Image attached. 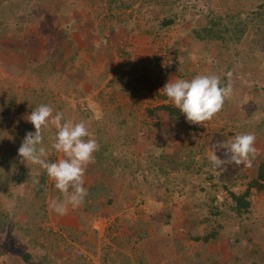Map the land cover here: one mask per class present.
I'll use <instances>...</instances> for the list:
<instances>
[{
  "label": "rangeland",
  "instance_id": "rangeland-1",
  "mask_svg": "<svg viewBox=\"0 0 264 264\" xmlns=\"http://www.w3.org/2000/svg\"><path fill=\"white\" fill-rule=\"evenodd\" d=\"M254 2L264 9V0H0V158L18 155L35 131L27 116L40 104L86 122L98 144L110 139L113 158L87 166L84 203L65 215L50 207L62 197L47 174L44 198L37 195L39 165L21 160L15 173L12 162L1 166L0 264H264V189H251L244 216L230 208L231 193L245 192L264 161V22L245 21L252 31L242 40L224 29V38L195 34L213 16L250 19L260 10ZM115 71L129 76L127 86ZM209 73L230 80L233 94L212 120L188 128L184 114L162 107L173 106L162 88ZM55 132L44 130L46 148ZM245 132L256 137L251 166L214 169L213 144ZM224 152L216 150L221 159ZM179 157L194 160L192 174ZM52 158L63 154L50 149ZM102 180L112 192L94 194ZM212 198L228 210L224 219L198 208ZM26 205L37 213L28 235L12 224L30 220ZM213 229L222 233L218 242L190 238Z\"/></svg>",
  "mask_w": 264,
  "mask_h": 264
},
{
  "label": "clouds",
  "instance_id": "clouds-1",
  "mask_svg": "<svg viewBox=\"0 0 264 264\" xmlns=\"http://www.w3.org/2000/svg\"><path fill=\"white\" fill-rule=\"evenodd\" d=\"M229 77L230 73L227 74ZM163 95L175 108L185 115L189 124L204 125L213 119L224 107L225 101L233 94V85L222 83L216 73L198 74L191 79L168 81L163 86ZM53 107L40 104L27 116L35 131H29L18 148V156L27 165H39L54 181L55 188L62 198L52 201L50 207L65 215L68 206H80L87 196L84 175L89 164L94 163V153L99 150L98 142L92 138L84 121L74 122L65 119L63 112L53 115ZM54 126L56 132L49 137L50 149L62 153L63 158L49 162L50 149L44 146V130ZM256 137L252 133H239L232 139L213 144L207 159L214 169L227 165L251 166L252 159L258 155L255 147ZM224 149V159L217 154Z\"/></svg>",
  "mask_w": 264,
  "mask_h": 264
},
{
  "label": "trees",
  "instance_id": "trees-1",
  "mask_svg": "<svg viewBox=\"0 0 264 264\" xmlns=\"http://www.w3.org/2000/svg\"><path fill=\"white\" fill-rule=\"evenodd\" d=\"M255 1V0H254ZM254 6L256 5L257 7H259L260 10L256 11L254 10V14L253 16H249L251 17L250 19L248 20H244V21H241L237 18H234L233 16H236V15H232L229 16V20L227 23H225V17L223 16H213L211 18H209V24L203 28H200L198 30H195V34L197 36H199L200 38H207V37H211L213 39H217V38H224L223 35H220L223 33V31L225 32H234L236 31V39L237 40H242L245 39V38H248L247 37V34L248 32L251 30V26L248 28V31H247V27H248V23H246L247 21H253L254 20V17H257L259 18L261 21L264 22V9H262L263 7V4L258 2L257 4H253ZM246 21V22H245ZM171 23V20L169 19H166L162 24L165 26V25H168ZM250 24V23H249ZM222 29H224L222 31ZM253 29H256L254 26H253ZM261 29V28H260ZM48 31H51V29L49 28ZM252 31V30H251ZM252 40H254L255 42V36L252 35ZM115 80H119L122 81L123 85L124 86H127V82H125V80H129L131 81V79L129 78V76L127 75H123L121 72L119 71H115L114 73V76ZM129 78V79H128ZM6 101L5 100H0V104L2 107H4ZM1 107V108H2ZM162 107L166 108L169 110V112L171 113V115L175 116V117H181L183 116V113L180 112L179 109L175 108L174 106H171V105H162ZM86 123V122H85ZM87 125V123H86ZM188 128L192 127L194 128V126L192 124H187ZM45 135H44V146L46 144H48L47 140H45ZM112 145V142H110V139L108 141H104V139H102V143L99 142V150L96 151L95 153V156H94V164H99V165H108V163L111 162V160L113 159L111 157V153L109 151L110 150V146ZM204 152V149L201 148L200 150H197L196 153H202ZM50 162H53V158L51 160H49ZM9 162H12V164H14V168H12V171L15 173V172H18L17 169H21V158L17 155V156H14V155H5L3 154V156H1L0 158V167L1 166H7L9 165L10 166V163ZM127 161H125V163L123 164V166H128L130 165L129 163L126 164ZM194 162V160H192L190 163L186 162L185 160H182L180 157H179V160H178V164L180 166H184L182 169L184 171H187L188 173H191V172H194L192 171L191 169L193 168L192 166L195 165V163H192ZM198 163V166L199 168H197L198 170L195 171V172H201L203 171V168L205 165H207V160L206 159H203V160H200L197 162ZM209 163V161H208ZM172 164V162H171ZM89 168H92L91 165L89 166ZM20 172V171H19ZM24 173L23 171H21V174ZM45 172L43 171V175H40V181L41 183H39V185L36 187V190H37V195H42L41 197L44 198V193L43 192V183H44V176H45ZM192 174V173H191ZM107 183L104 182V180L100 181L99 183L97 184H94L92 185L90 188V190L94 193V194H97L100 193L102 190L104 191H109V192H112L111 189L109 187L106 186ZM253 187H256L257 190H263L264 189V161H262L259 165V169H258V175L256 177H254L252 179V181L249 183V186L248 188L246 189L245 192L243 193H236L235 191H231V196H232V204L230 205V208L233 209V211H235L237 213L238 216L242 217L244 216L246 213H248L250 210H251V200H250V196L252 194L251 192V189ZM141 191V190H140ZM111 198H112V194L110 195L109 199L111 201ZM202 204H200L198 206V208H205L207 209V211H211V212H214L215 213V218L216 219H224V217H226V214L228 213V210L225 208V207H222L219 203H218V200L217 198H212V199H206L204 201L201 202ZM222 203H225L224 202H221ZM25 213H27L30 217V220L25 222V223H17L15 221L12 222V224L15 226V229L16 227L21 229L24 233V235H28V230L30 229V226H29V222H33L37 219V213L36 210L31 206V205H26L24 207V210ZM214 217H211V219H214ZM163 219V217L161 218ZM210 217H206V221L209 220ZM165 220V219H164ZM3 220H1L2 222ZM28 223V224H27ZM2 224V223H1ZM4 227V224L0 226V233H2V228ZM40 229V227H38ZM218 229V228H217ZM154 232V231H153ZM151 232V234L153 233ZM156 232V230H155ZM154 232V233H155ZM26 233V234H25ZM31 233V232H30ZM149 233V231L147 232V234ZM37 235L36 234L35 236H33L32 240L31 241H36L37 240ZM150 233L147 235L149 236ZM220 236H222V233H219V230H216V229H213L212 231H209V232H205L204 235H201V234H194L192 236H190V238H192L194 241H197V242H203V243H214V242H218L220 240ZM182 240V238H180V241ZM183 241V240H182ZM182 241H181V244H182ZM24 257L28 258L29 257V254H24Z\"/></svg>",
  "mask_w": 264,
  "mask_h": 264
},
{
  "label": "crops",
  "instance_id": "crops-1",
  "mask_svg": "<svg viewBox=\"0 0 264 264\" xmlns=\"http://www.w3.org/2000/svg\"><path fill=\"white\" fill-rule=\"evenodd\" d=\"M0 20H1V19H0ZM9 21H10V22H9ZM12 21H13V20H12ZM10 23H12V22H11V19L7 20V22L5 23V24H6L5 28L7 27V28L9 29L8 24H10ZM7 28H6V29H7Z\"/></svg>",
  "mask_w": 264,
  "mask_h": 264
}]
</instances>
